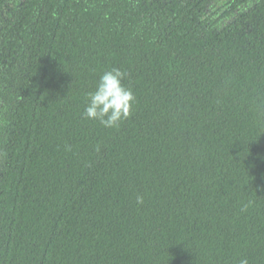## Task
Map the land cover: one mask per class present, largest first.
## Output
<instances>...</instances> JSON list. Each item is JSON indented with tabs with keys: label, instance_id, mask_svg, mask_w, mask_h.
Instances as JSON below:
<instances>
[{
	"label": "trees",
	"instance_id": "obj_1",
	"mask_svg": "<svg viewBox=\"0 0 264 264\" xmlns=\"http://www.w3.org/2000/svg\"><path fill=\"white\" fill-rule=\"evenodd\" d=\"M2 23L0 264H264V0H21ZM112 68L135 102L105 128L83 113Z\"/></svg>",
	"mask_w": 264,
	"mask_h": 264
},
{
	"label": "clouds",
	"instance_id": "obj_2",
	"mask_svg": "<svg viewBox=\"0 0 264 264\" xmlns=\"http://www.w3.org/2000/svg\"><path fill=\"white\" fill-rule=\"evenodd\" d=\"M125 75L120 69L112 68L99 76L95 90L87 94L84 118L96 120L105 128H117L122 120L130 116L135 96L122 83ZM137 203L143 204L141 196H137ZM239 264H249V261L242 258Z\"/></svg>",
	"mask_w": 264,
	"mask_h": 264
},
{
	"label": "flooded vegetation",
	"instance_id": "obj_3",
	"mask_svg": "<svg viewBox=\"0 0 264 264\" xmlns=\"http://www.w3.org/2000/svg\"><path fill=\"white\" fill-rule=\"evenodd\" d=\"M21 0H0V25L3 24L6 16L11 13L12 9L20 2Z\"/></svg>",
	"mask_w": 264,
	"mask_h": 264
}]
</instances>
